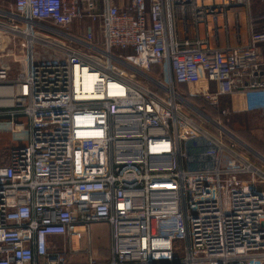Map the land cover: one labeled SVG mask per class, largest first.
<instances>
[{
	"label": "built area",
	"instance_id": "built-area-1",
	"mask_svg": "<svg viewBox=\"0 0 264 264\" xmlns=\"http://www.w3.org/2000/svg\"><path fill=\"white\" fill-rule=\"evenodd\" d=\"M249 3L14 0L19 22L0 21L21 50L14 79L0 65V264H264V156L174 92L213 105L254 93L264 113V32L208 41L230 14L238 33ZM83 20L101 47L67 39ZM94 224L108 228V257L91 248Z\"/></svg>",
	"mask_w": 264,
	"mask_h": 264
},
{
	"label": "rangeland",
	"instance_id": "rangeland-1",
	"mask_svg": "<svg viewBox=\"0 0 264 264\" xmlns=\"http://www.w3.org/2000/svg\"><path fill=\"white\" fill-rule=\"evenodd\" d=\"M256 7L252 6L253 10L257 13H263V1L255 0ZM258 4V5H257ZM254 5V3H253ZM87 21V22H86ZM74 23H78V27L80 29L79 36L80 39L87 43L97 42L99 44L101 36L100 32L96 30V27L92 28L93 22L89 20L83 21H74ZM50 25V24H48ZM91 28L94 31L91 32L93 34V41L87 38V29ZM243 28V27H242ZM90 31V30H89ZM38 48L34 50V52H38ZM0 55H7L9 52L5 49L1 51ZM113 55H123V52L113 50ZM18 54L17 52L10 53L7 59H2L0 56V65H8L11 68L10 78L14 79L16 76L17 65L14 62L16 60ZM159 77V73H158ZM139 81H145L144 78L138 76ZM150 84V88L154 89L155 86ZM195 90V89H193ZM192 90V91H193ZM174 92L184 100H181L180 104L183 110L191 115L196 116V118H201L207 122L210 120L219 124L221 127H224L228 131L232 132L236 137H238L249 149L253 152L258 153L264 156V142L259 140H264V113H245L241 111H233L230 108L229 98H219L216 105L211 104L208 100H205L201 95L198 94H190V90L187 86H176L174 85ZM240 100V99H239ZM208 118L209 120L205 119ZM4 137V136H3ZM2 146L7 144V140L4 137L1 138ZM0 144V147H2ZM250 150V151H251ZM109 231L106 225L104 224H94L90 228L89 240L91 243V248L95 252L99 254L100 258H105L109 256V240H108ZM57 242V247L62 250L61 240L59 238L55 239ZM86 240L87 236H84L80 241V253L77 255H72L71 260L73 262H83L86 254ZM70 253V252H69ZM71 254V253H70Z\"/></svg>",
	"mask_w": 264,
	"mask_h": 264
},
{
	"label": "crops",
	"instance_id": "crops-1",
	"mask_svg": "<svg viewBox=\"0 0 264 264\" xmlns=\"http://www.w3.org/2000/svg\"><path fill=\"white\" fill-rule=\"evenodd\" d=\"M263 1V10H264V0ZM112 2L118 6L119 8H123L126 5H128L129 0H112ZM254 3V5H253ZM258 5V4H257ZM252 6L256 7V2L255 0H250L249 3V7H248V14L247 17L249 16L250 18H245V22H244V26L243 28L240 29V31L238 33L234 34H225L222 37L221 36H217L216 38H209V44L211 46L214 47H218V48H222L225 46H237V45H244L247 43L248 38H249V32L250 31H254V32H259L260 29H258V25L256 27V22L257 21H263L264 18L261 17V14L264 13H257L255 12V10H253L252 13ZM0 21L3 22H19L16 18H15V14H14V0H0ZM87 22V21H86ZM45 25H47L48 27L51 28V30L53 32H55L57 35L61 34V30L57 29L56 27H54L53 25H48V23H45ZM78 23H73L72 25L69 27V29L64 32L67 35V39L69 41H71L73 44H77L79 45V41L84 42L83 40L80 39L79 36V32L80 29L77 26ZM92 28L96 27V30H98L99 32V25L97 23H93L92 24ZM90 33L92 31H94L91 28L87 29V32ZM235 33V32H234ZM243 33V34H242ZM61 36V35H60ZM101 36V35H100ZM61 38H64L61 36ZM87 38H88V33H87ZM94 36L93 34L91 35V38L89 40L93 41ZM86 43V42H84ZM101 43H102V38L100 39L99 44H97V42L91 43V44H96L98 46L101 47ZM89 44V43H87ZM3 49H5V51L7 50V52H9L7 55H5L3 53V55H0L2 57V59H7V57L9 56L10 53L13 52H17L20 53L21 50L19 48V45L17 43L16 40L12 39L10 35L8 34H3V32H0V54L2 53L1 51H3ZM211 89H213L211 87ZM222 98H227V97H222ZM229 98V102H230V108L233 111H241V112H245V113H261V111L259 110L258 104H257V96L254 93H248L245 95H234L232 97H228ZM240 99V100H239ZM259 141H263L264 140H259Z\"/></svg>",
	"mask_w": 264,
	"mask_h": 264
},
{
	"label": "trees",
	"instance_id": "trees-1",
	"mask_svg": "<svg viewBox=\"0 0 264 264\" xmlns=\"http://www.w3.org/2000/svg\"><path fill=\"white\" fill-rule=\"evenodd\" d=\"M255 24H256V27L258 25L257 28L260 29L259 32H264V20L263 21H257ZM260 51H261V56L263 57V60H264V44L260 47ZM158 73L160 76V71H159L158 67L157 66H151L150 74L154 77H158ZM176 86H185V85H176ZM4 137L6 139V136H4ZM4 137H2L3 140H4Z\"/></svg>",
	"mask_w": 264,
	"mask_h": 264
},
{
	"label": "bare ground",
	"instance_id": "bare-ground-1",
	"mask_svg": "<svg viewBox=\"0 0 264 264\" xmlns=\"http://www.w3.org/2000/svg\"><path fill=\"white\" fill-rule=\"evenodd\" d=\"M245 14L243 13V14H241V17H240V19L239 20H237V22L239 23V27H243L244 26V22H245ZM232 20H233V22H232ZM229 23H230V26H231V30L228 32L229 34H236V33H234V31H233V29H232V26H235V21H234V18L232 17V19H231V14L229 15ZM221 24V17H218V25H220ZM243 34V33H242ZM204 35V33L203 32H201V36H203ZM218 35L219 36H223V35H225V33L224 32H221V31H219V33H218ZM75 247H77L76 246V244H75Z\"/></svg>",
	"mask_w": 264,
	"mask_h": 264
}]
</instances>
